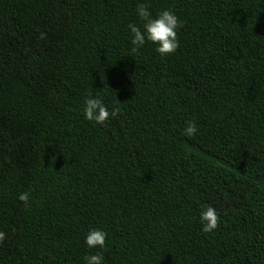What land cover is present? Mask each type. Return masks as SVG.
<instances>
[{
	"label": "trees",
	"instance_id": "1",
	"mask_svg": "<svg viewBox=\"0 0 264 264\" xmlns=\"http://www.w3.org/2000/svg\"><path fill=\"white\" fill-rule=\"evenodd\" d=\"M142 2L175 53L130 51ZM0 231V264H264V0H0Z\"/></svg>",
	"mask_w": 264,
	"mask_h": 264
},
{
	"label": "clouds",
	"instance_id": "2",
	"mask_svg": "<svg viewBox=\"0 0 264 264\" xmlns=\"http://www.w3.org/2000/svg\"><path fill=\"white\" fill-rule=\"evenodd\" d=\"M136 11L138 17L143 21V25L142 28L135 24L128 25L132 34L130 41L132 47L130 51L132 53H138L147 40L157 45L156 52L161 56L175 53L179 47L177 30L184 26V22L171 10H163L153 18L149 11V5L143 2L137 4ZM39 39H46V33H40ZM83 111L85 119L95 121L98 124H104L110 118H117L121 113V108L114 104L111 110H109L108 106L103 102L101 91L97 90L88 93ZM197 132L198 127L196 121L194 119L187 121L183 134L188 137H193ZM18 199L25 206H28L30 193L24 192L18 196ZM200 221L202 225L201 230L205 233H210L219 227L220 217L214 207L205 205L204 210L200 214ZM106 238L107 233L102 229H92L86 235L85 243L90 249H104ZM6 239V233L0 231V244H3ZM83 259L85 264H103L104 256L102 251H98L84 256Z\"/></svg>",
	"mask_w": 264,
	"mask_h": 264
}]
</instances>
